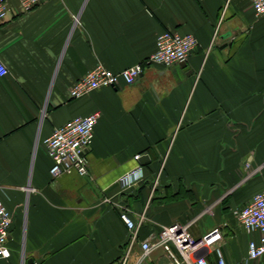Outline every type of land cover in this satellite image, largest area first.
I'll return each instance as SVG.
<instances>
[{"label":"crops","instance_id":"0c3cea01","mask_svg":"<svg viewBox=\"0 0 264 264\" xmlns=\"http://www.w3.org/2000/svg\"><path fill=\"white\" fill-rule=\"evenodd\" d=\"M7 2L0 202L12 223L0 264H116L128 236L117 200L145 213L140 240L174 223L195 239L218 228L227 264L244 257L249 235L232 210L264 190V16L251 0H49L26 12ZM165 30L196 38L185 62L70 97L97 64L118 73L144 61ZM95 111L88 173L53 177L43 140ZM143 264L169 261L158 248Z\"/></svg>","mask_w":264,"mask_h":264},{"label":"built area","instance_id":"2783aa9c","mask_svg":"<svg viewBox=\"0 0 264 264\" xmlns=\"http://www.w3.org/2000/svg\"><path fill=\"white\" fill-rule=\"evenodd\" d=\"M18 1L26 12L49 0ZM251 4L255 16L263 17L264 0H251ZM7 12V0H0V22L5 19ZM196 45L197 40L191 33L181 34L165 30L157 36L155 50L144 61L128 66L118 73L97 64L70 86V97L79 98L101 87L115 88L119 82L130 85L142 74L146 65L168 67L185 62ZM6 73L7 68L0 60V76ZM99 116L98 111L76 116L54 128L43 140L45 150L52 160L50 174L53 177L70 173L85 176L88 173L85 152L91 145ZM139 158L140 155L135 156V159ZM141 176L142 167L138 165L123 174L119 181L123 187L131 186ZM112 205L118 211L119 218L128 232L124 251L116 264H129L136 246L140 254L133 264H143L151 252L158 248L164 251L169 264H227L222 250L216 244L221 238L218 228L195 239L187 232L186 225L174 223L163 227L158 237L149 236L140 240L139 228L146 219L145 213L133 214L122 200L112 202ZM232 215L249 235L246 255L233 261L232 264H264V190L255 193L247 204L233 209ZM11 223L12 213L0 202V258L7 257L5 253H7Z\"/></svg>","mask_w":264,"mask_h":264},{"label":"rangeland","instance_id":"374dc122","mask_svg":"<svg viewBox=\"0 0 264 264\" xmlns=\"http://www.w3.org/2000/svg\"><path fill=\"white\" fill-rule=\"evenodd\" d=\"M220 234H221V232H220ZM224 237H225V236H223V235L221 234V238L218 240V242H220L221 240L224 241V240H223ZM218 242H217V243H218ZM217 243H216V244H217Z\"/></svg>","mask_w":264,"mask_h":264},{"label":"water","instance_id":"95a60500","mask_svg":"<svg viewBox=\"0 0 264 264\" xmlns=\"http://www.w3.org/2000/svg\"><path fill=\"white\" fill-rule=\"evenodd\" d=\"M143 159V158H142ZM32 263V260L30 259V260H28V263L27 264H31Z\"/></svg>","mask_w":264,"mask_h":264},{"label":"clouds","instance_id":"9594fccd","mask_svg":"<svg viewBox=\"0 0 264 264\" xmlns=\"http://www.w3.org/2000/svg\"><path fill=\"white\" fill-rule=\"evenodd\" d=\"M5 255H7V253H5Z\"/></svg>","mask_w":264,"mask_h":264}]
</instances>
